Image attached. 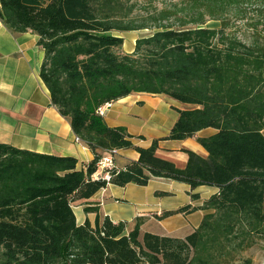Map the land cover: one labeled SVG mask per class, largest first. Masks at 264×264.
Wrapping results in <instances>:
<instances>
[{
	"label": "trees",
	"instance_id": "trees-1",
	"mask_svg": "<svg viewBox=\"0 0 264 264\" xmlns=\"http://www.w3.org/2000/svg\"><path fill=\"white\" fill-rule=\"evenodd\" d=\"M151 8L135 12L134 0H0L7 29L38 36L39 77L51 104L93 153L77 169L74 157L0 143V264L252 263L243 253L264 237V33L257 30L264 0H180ZM231 18L252 35L227 30ZM207 20L221 25L207 27ZM151 28L131 53L119 52L123 38L114 32ZM133 93L196 106L178 110L164 139L193 137L207 156L187 151L180 169L156 156L153 140L108 181L93 180L103 156L133 147L125 128L108 126L99 108ZM205 128L216 132L197 137ZM152 178L218 188L192 233H141L139 218L129 231L108 217L94 226L76 223L73 201L109 183L144 186Z\"/></svg>",
	"mask_w": 264,
	"mask_h": 264
},
{
	"label": "crops",
	"instance_id": "crops-1",
	"mask_svg": "<svg viewBox=\"0 0 264 264\" xmlns=\"http://www.w3.org/2000/svg\"><path fill=\"white\" fill-rule=\"evenodd\" d=\"M38 36L31 32L13 33L0 21V143L36 153L71 156L77 169H84L93 153L73 133L67 118L51 104L49 91L39 77L44 51L37 45ZM196 106L179 102L166 95L133 93L103 106V118L110 127H124L133 147L117 150L113 164L117 170L139 158L138 148H147L157 140L155 154L184 168L187 151L205 158L207 152L190 137L164 139L178 118V110ZM216 132L205 128L197 137ZM218 193V188L198 186L152 178L144 186L112 183L88 199L72 202L78 225L108 217L123 222L131 230L137 218L139 231L159 236L184 238L200 224L208 210L203 204ZM87 209H90L87 211Z\"/></svg>",
	"mask_w": 264,
	"mask_h": 264
},
{
	"label": "rangeland",
	"instance_id": "rangeland-1",
	"mask_svg": "<svg viewBox=\"0 0 264 264\" xmlns=\"http://www.w3.org/2000/svg\"><path fill=\"white\" fill-rule=\"evenodd\" d=\"M179 1L180 0H134V2H136L135 12L143 11L144 7L149 8V10H152V6L159 9L163 5H170ZM150 2L151 5H149ZM204 25L207 27L219 28L221 23L220 21L207 20ZM153 30L154 29L151 28L127 32H114V34L123 38V44L119 48V52L131 53L133 51L135 41L138 38L150 35ZM227 30H231L239 38L243 39L249 38L253 33V29L251 27L244 26L243 21H234L233 18H231L230 26ZM257 30L258 32L264 33V14H262L259 18ZM243 256L250 258L252 260L251 264H264V237L259 238L255 245L243 253Z\"/></svg>",
	"mask_w": 264,
	"mask_h": 264
},
{
	"label": "built area",
	"instance_id": "built-area-1",
	"mask_svg": "<svg viewBox=\"0 0 264 264\" xmlns=\"http://www.w3.org/2000/svg\"><path fill=\"white\" fill-rule=\"evenodd\" d=\"M110 103L105 104L104 106H108ZM99 112L102 114L103 106L99 108ZM78 140V138H77ZM116 150H111L105 156H103L96 164V170L92 174L93 180H104L108 181L110 178V173L115 169L113 164L112 154L116 153Z\"/></svg>",
	"mask_w": 264,
	"mask_h": 264
}]
</instances>
